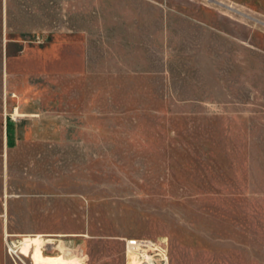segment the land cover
Wrapping results in <instances>:
<instances>
[{"label":"rangeland","instance_id":"rangeland-1","mask_svg":"<svg viewBox=\"0 0 264 264\" xmlns=\"http://www.w3.org/2000/svg\"><path fill=\"white\" fill-rule=\"evenodd\" d=\"M34 237L264 264V0H0V264Z\"/></svg>","mask_w":264,"mask_h":264},{"label":"bare ground","instance_id":"bare-ground-1","mask_svg":"<svg viewBox=\"0 0 264 264\" xmlns=\"http://www.w3.org/2000/svg\"><path fill=\"white\" fill-rule=\"evenodd\" d=\"M66 236V235H65ZM25 245L22 248V251L25 254L29 253V241L25 240ZM28 242V243H27ZM34 248L32 253L30 254V259L33 264H76L77 258L75 255L72 254L71 251H65L64 249L60 250L59 253L54 254H44L39 247V243L41 242V238L34 237L33 241ZM24 244V239H22L18 244L13 243L14 247L17 246L18 252L21 254V247ZM33 245H30V250H32ZM11 247V246H10ZM12 250V248H10ZM145 258L147 260L145 261ZM128 264H156L155 262L152 263L151 258L145 257L144 255L142 258L140 257V253H136L134 251L128 252Z\"/></svg>","mask_w":264,"mask_h":264},{"label":"built area","instance_id":"built-area-1","mask_svg":"<svg viewBox=\"0 0 264 264\" xmlns=\"http://www.w3.org/2000/svg\"><path fill=\"white\" fill-rule=\"evenodd\" d=\"M147 244L146 243H143V242H137V241H135V240H132L131 242H130V245H128V247L130 248V249H133V251L135 250L136 252H139L140 253V257L142 258V255L141 254H143L145 257H148V258H151V260H152V263L153 262H155L156 264H166L165 263V254H163V257L161 258V257H159L158 258V260H159V262L155 259L154 260V258L153 257H158V255H156V254H152L151 255V253H152V251L150 250V251H148V250H146V248L145 247H148V245L146 246ZM142 249V252H140L138 249ZM154 250H156V248L154 249ZM149 252V253H148ZM161 255H162V253H160ZM147 260V258H145V261ZM157 261V262H156Z\"/></svg>","mask_w":264,"mask_h":264},{"label":"crops","instance_id":"crops-1","mask_svg":"<svg viewBox=\"0 0 264 264\" xmlns=\"http://www.w3.org/2000/svg\"><path fill=\"white\" fill-rule=\"evenodd\" d=\"M17 113H18V111H17Z\"/></svg>","mask_w":264,"mask_h":264}]
</instances>
